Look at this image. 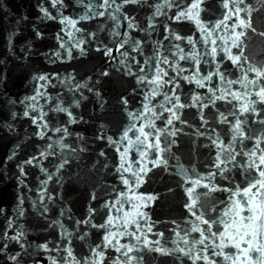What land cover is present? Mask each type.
<instances>
[{
	"label": "water",
	"instance_id": "water-1",
	"mask_svg": "<svg viewBox=\"0 0 264 264\" xmlns=\"http://www.w3.org/2000/svg\"><path fill=\"white\" fill-rule=\"evenodd\" d=\"M0 264H264V0H0Z\"/></svg>",
	"mask_w": 264,
	"mask_h": 264
}]
</instances>
